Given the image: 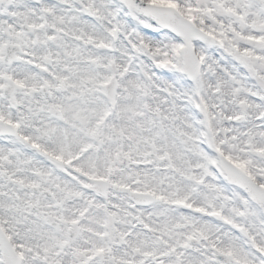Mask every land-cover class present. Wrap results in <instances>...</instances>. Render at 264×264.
<instances>
[{
	"label": "snow or ice",
	"instance_id": "obj_1",
	"mask_svg": "<svg viewBox=\"0 0 264 264\" xmlns=\"http://www.w3.org/2000/svg\"><path fill=\"white\" fill-rule=\"evenodd\" d=\"M0 264H264V0H0Z\"/></svg>",
	"mask_w": 264,
	"mask_h": 264
}]
</instances>
